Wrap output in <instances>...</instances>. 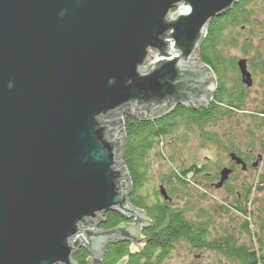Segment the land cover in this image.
I'll list each match as a JSON object with an SVG mask.
<instances>
[{"label": "water", "instance_id": "obj_1", "mask_svg": "<svg viewBox=\"0 0 264 264\" xmlns=\"http://www.w3.org/2000/svg\"><path fill=\"white\" fill-rule=\"evenodd\" d=\"M239 2L0 0V264H76L80 249L100 264L115 241L145 243L123 117L207 105L217 80L200 48ZM110 212L133 224L99 229Z\"/></svg>", "mask_w": 264, "mask_h": 264}, {"label": "trees", "instance_id": "obj_2", "mask_svg": "<svg viewBox=\"0 0 264 264\" xmlns=\"http://www.w3.org/2000/svg\"><path fill=\"white\" fill-rule=\"evenodd\" d=\"M254 1L240 0L227 14L214 19L208 29L207 37L200 48L199 60L214 73L217 89L206 106L197 110L178 107L170 115L156 120L137 119L132 115L123 117L122 164L128 173L132 189L128 200L133 208L146 214L150 225L142 231L146 241L140 249L134 252L131 250V242L123 239L115 241L104 250L100 264H164L181 245H187L190 248L189 253L217 250L227 255V248L223 247L226 240L210 241V233L205 223H197L194 220L197 219L193 215L196 211L192 207L194 202L189 193L190 189H195L196 192L198 189L188 176L197 169L187 165L173 167V156L165 155L159 147L167 137L176 136L179 138L177 145L179 144L180 150L183 151L191 146V139L197 136L202 145L206 142L217 145L219 151H233L232 147L236 141L232 137L233 140L226 138L229 140L227 144L232 146L229 145L230 149H226L221 146L224 141L222 142L215 132L216 128L233 124L236 133L233 135L247 142L251 151L255 152L258 148L264 150V109L259 108L261 111L258 112L255 108H248L252 102L238 75L237 66L238 61L243 59L247 61L250 71L264 75V9L260 13L255 10ZM255 38H260L257 46L253 45ZM231 49L238 51L239 57L231 56ZM211 129L213 130L210 132ZM155 158L171 167L164 177L152 183L150 172ZM204 162L209 160H203ZM202 172L212 173L213 169L205 168ZM256 179L258 183L248 185L243 191L240 190L239 194L245 196L247 203L253 199L252 209L256 212L254 226L260 235H263L264 200L258 201L256 197L262 195L264 199V170L255 176ZM161 190H164L168 200H164ZM231 194L238 195L235 191ZM185 197H188V200ZM179 201H183L186 206H176ZM199 216L205 220L213 218L212 214ZM123 225H132V220H127L117 212H110L105 215V220L99 228L103 231H113ZM244 232L251 242L259 235L254 234L250 224H247ZM261 242L260 240L259 243ZM220 243H223L222 246ZM237 250L241 258L244 252L240 248L234 251ZM246 251L248 264H255L252 262V250ZM90 257L87 250L80 249L73 260L76 264H88Z\"/></svg>", "mask_w": 264, "mask_h": 264}, {"label": "flooded vegetation", "instance_id": "obj_3", "mask_svg": "<svg viewBox=\"0 0 264 264\" xmlns=\"http://www.w3.org/2000/svg\"><path fill=\"white\" fill-rule=\"evenodd\" d=\"M247 71L253 81V85L250 88L243 84L242 76L238 68V75L240 76L241 82L245 88H247V96H249V100L256 107L263 106L264 86L262 87V85L264 83V75L260 73H253L249 70L248 66ZM257 88H261L262 90L259 94H254V100L252 101L253 98L250 97V95H252V92L256 93ZM257 111L259 112L261 110L257 108ZM230 126L231 125L228 127ZM226 138L232 139L230 134L226 135L221 139L222 142L224 141L221 146H224L226 149H230L231 144H229L230 146L227 144L229 143L227 142L229 140ZM256 144L258 145L259 143L256 142ZM232 148L233 151H219L220 155L222 156L221 159H219L220 162L217 160L215 162H202L200 164L195 163L188 165L189 167L195 166L197 169L193 174L188 176V178H190V180L193 182V185L197 187V191L208 189V191L206 190L205 195L199 192V196H197L198 199L196 197L195 199H197L200 203H206L207 201L219 203L218 206L213 211H209V213H205L206 211L204 210L195 212L193 215L196 216L197 219H193L196 220L197 223H205L208 232L210 233L208 234L210 235L208 238L210 241H221L225 239V244L220 243V245L223 244V247L227 248V255H223L217 250L204 251L199 249L205 254L207 252L216 254L217 258L210 259L207 261V263H205L201 256H198V258L193 260L192 264H203V262L204 264H248L249 260L247 259L246 250L249 249H251L253 252L252 262L255 264H264V234L260 235L257 227L256 229L258 231L254 227V234L259 235L254 237L253 241L251 242L248 240L247 234L244 232L247 224L251 225L249 217L250 219H254L255 223L256 212L254 209H252V206L254 205L253 199L251 198V200L247 203L245 201V196L239 194V191H243L246 187H248V185H255L258 183V180H255V176L264 170V150L262 151L260 148H258L255 152L251 151L248 148V143L242 140H238L235 146ZM205 168H212L213 172H202V170ZM224 170L228 171L229 175L227 180H225L220 186L219 184L222 180L221 172ZM197 171L199 172L197 173ZM232 191H235V193L238 195L235 196L231 194ZM209 192H215L221 196L219 199H217V197H214V195H209ZM185 198L188 199V197ZM200 212H203V214ZM207 214H212L213 218L205 220L199 216H205ZM143 232H141V236L146 240V237L142 235ZM260 240L262 241L261 243H259ZM237 248H240V250L244 252H241V258L238 256L239 250L236 252L234 251Z\"/></svg>", "mask_w": 264, "mask_h": 264}, {"label": "rangeland", "instance_id": "obj_4", "mask_svg": "<svg viewBox=\"0 0 264 264\" xmlns=\"http://www.w3.org/2000/svg\"><path fill=\"white\" fill-rule=\"evenodd\" d=\"M254 4L256 5V9L255 10H259V13L263 11L264 9V2H262L261 0H255ZM258 6V7H257ZM260 8V9H259ZM260 38H255L254 39V44L255 46H257V43L259 42ZM231 56H235V57H239V52L236 51L235 49L230 51L229 53ZM257 92L254 93L252 92V95H250V97H252V101L254 100V94H259L261 92V88H257L256 89ZM204 106V105H203ZM206 106V105H205ZM248 108H261L264 109V105L260 106V107H256L253 103L251 104V106H249ZM123 117V116H122ZM233 126V127H232ZM214 129V128H213ZM209 130L210 132L213 130ZM215 132L220 136V138L222 139V137L224 138L226 135L230 134L231 137L236 140V142L239 140L237 137H235L233 134L235 133V127L233 124H231L230 127H228V125H225L223 127H220L219 129H215ZM200 134V132H199ZM202 134V133H201ZM236 134V133H235ZM195 139H191L193 140L191 146L185 150H180V146L179 144L177 145L179 138L176 136H172V137H167L166 140L164 141V144H162L159 147V150L163 151L165 155L168 156H173L174 159V163H173V167H178L180 165L184 166H188L191 163H197L200 164L201 162H203V160L205 161L206 159H209V162H215L217 161V159H221V155L219 153V147L210 143H206L204 142L202 145V142L200 140V138L197 136L194 137ZM156 151V150H155ZM155 152H153L154 155ZM217 155H219L217 157ZM165 166V167H164ZM171 165H166L161 163V161L157 158L153 159V164L151 165V172H150V182L152 183H156V181H158V179L160 177H164V175H166L167 172H169ZM163 169V171H162ZM165 171V173H164ZM198 186V185H197ZM206 190L208 191V189L202 190V191H197L195 189H190V197L191 200L194 202V204L192 203V207H194L195 211L198 212L200 211V209H203L204 211H206L205 213H209V211H213L217 206H218V202H210L207 201L206 203H200L197 199L199 196L198 193H202V194H206ZM197 193V194H196ZM196 194V195H195ZM209 195H214V197H217V199L220 198V194L215 193V192H209ZM195 197L197 199H195ZM259 199L262 200L263 202V198L262 195H258V197H256V200ZM185 200V199H184ZM188 200V199H187ZM177 202V201H176ZM178 205L179 208H183L186 206V204H184L183 201H179L178 204H176V206ZM210 207V208H209ZM198 209V210H197ZM216 219V217H215ZM249 221L251 222V229H254V219H250L249 217ZM216 224V222H215ZM214 225V223H213ZM100 229V228H99ZM138 237L143 239L141 234H138ZM135 244V245H134ZM141 246H143V243L141 242H135L132 244L131 250L132 251H137L139 248H141ZM189 247L187 245H181L178 247V249L176 250V252L174 253V255H172V257H170L164 264H192L193 260L195 258H198V256H201L202 260L205 261V263H207V261H209L210 259H215L217 258L216 254H212L210 252H207L206 254L202 251H192V252H188L189 251ZM204 264V262H203Z\"/></svg>", "mask_w": 264, "mask_h": 264}]
</instances>
